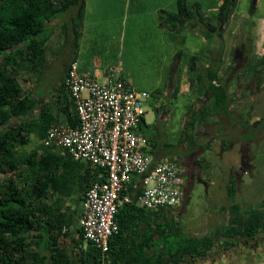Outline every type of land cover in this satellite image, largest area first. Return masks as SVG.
I'll return each instance as SVG.
<instances>
[{"label":"trees","instance_id":"16d2710c","mask_svg":"<svg viewBox=\"0 0 264 264\" xmlns=\"http://www.w3.org/2000/svg\"><path fill=\"white\" fill-rule=\"evenodd\" d=\"M184 1L178 0L179 11L169 16L168 26L173 27L172 32L188 27L200 29L205 37L219 29L222 34L223 23L238 4V0H222L218 14L212 16L199 6L187 9ZM74 9L61 31L77 54L85 0H0V264H195L234 246L225 234L234 238L243 232L252 237L264 228V216L249 213L248 218L230 223L225 234L220 230L215 236L187 238L180 230L167 232L168 225L159 223L170 210L147 211L134 204H122L116 216L119 233L111 238L107 256L102 259L96 248L85 244L78 225L80 216L65 206L76 191L73 172L84 162H75L68 151L46 145L51 126L62 122L78 125L74 102L65 78L52 93H37L48 66L47 45L52 36L49 24ZM161 25L167 27L166 23ZM197 62L196 57L191 59L187 75V96L196 95L187 105L183 126L185 136L191 139L189 145L195 142L191 132L196 123L205 125L214 112L227 111L232 100L230 86L221 80L218 68L199 72ZM256 63L245 68L244 84L239 77V85L249 86L260 80L257 76L263 72L264 60ZM250 72L255 78L249 81L246 75ZM121 77L130 84L123 74ZM180 91H174V96ZM204 98L208 108L203 105ZM154 131L155 127L143 119L139 134L154 146L155 154L160 146L155 143L158 136ZM34 138L38 143L28 150ZM169 148L166 144L165 149ZM90 172L91 167L86 173ZM89 177L82 180L84 184ZM98 177L99 172L94 171V181ZM136 193L135 189L131 196Z\"/></svg>","mask_w":264,"mask_h":264},{"label":"rangeland","instance_id":"374dc122","mask_svg":"<svg viewBox=\"0 0 264 264\" xmlns=\"http://www.w3.org/2000/svg\"><path fill=\"white\" fill-rule=\"evenodd\" d=\"M184 2L187 9L199 6L212 16L222 5V0ZM75 11L61 14L49 24V63L37 88L41 95L59 86L64 77V60L74 54L61 28ZM178 11V0H85L77 57L81 66L89 69L87 72L94 65L101 72L121 69L128 83L150 94L143 105L145 120L155 127L154 135L167 143L171 152L183 140L187 105L196 99L195 94L181 96L182 90L174 96L179 86L189 89L191 59L197 58L199 72L215 67L220 77H226L232 97L228 110L214 112L205 125L196 123L191 132L208 147L202 156L204 183H195L182 208L170 210L159 221L168 225L167 232L176 229L187 238L202 239L220 230L225 234L230 223L248 218L249 213L264 216V67L257 83L238 86L236 82L240 77L244 84L245 68L264 60V0H238L232 16L221 27L222 34L219 29L209 37L189 27L172 32L169 16ZM202 61L207 63L201 65ZM246 76L249 81L255 78L252 72ZM203 103L209 107L206 98ZM258 121L259 125H255ZM37 143L34 138L27 149ZM232 174H239L241 179L240 183L233 182V188L229 182ZM225 235L230 239L229 233ZM225 263L224 256L216 255L195 262Z\"/></svg>","mask_w":264,"mask_h":264},{"label":"built area","instance_id":"2783aa9c","mask_svg":"<svg viewBox=\"0 0 264 264\" xmlns=\"http://www.w3.org/2000/svg\"><path fill=\"white\" fill-rule=\"evenodd\" d=\"M121 75V69L110 68L101 77L81 76L78 62H71L65 86L78 125L62 122L47 131V146L68 151L75 162H87L100 171V179L86 190L78 225L85 242L102 259L110 250L111 238L119 233L116 216L122 204L148 211L183 205L182 170L176 159L157 158L139 134L146 115L143 105L150 94L127 85ZM134 176L139 178L134 186L137 193L122 196Z\"/></svg>","mask_w":264,"mask_h":264},{"label":"flooded vegetation","instance_id":"af4514ba","mask_svg":"<svg viewBox=\"0 0 264 264\" xmlns=\"http://www.w3.org/2000/svg\"><path fill=\"white\" fill-rule=\"evenodd\" d=\"M66 70L65 67L64 71L66 72ZM183 136V140L179 141L176 148L174 150L172 149V152L170 150L168 155L171 154V156L176 159L182 170L184 203L185 197L191 192L195 183H204L201 179V175H203L202 156L208 147L204 146L203 143H199L195 136V142L189 145L188 142L190 139L185 136V134ZM229 182L232 184L231 188H233V182L236 184L240 183L241 179L239 174H232V178H229ZM171 211L174 212L176 209ZM230 239L234 241V246L220 252L218 255L212 254L209 257L215 255L217 257L224 256L226 261L225 264H264V228L256 231L252 237L242 232Z\"/></svg>","mask_w":264,"mask_h":264},{"label":"crops","instance_id":"0c3cea01","mask_svg":"<svg viewBox=\"0 0 264 264\" xmlns=\"http://www.w3.org/2000/svg\"><path fill=\"white\" fill-rule=\"evenodd\" d=\"M73 47V49L75 50L76 48L74 47V46H72ZM78 50H77V54L78 55H80V44L78 45V48H77ZM75 52H74V54L70 57V58H68V59H65L64 60V63H63V70H64V68L66 67V69H67V67H68V64L70 65L71 64V62H78V73H79V75H81V76H83V75H87V76H95L96 74L97 75H99V77H101L106 71L104 70L103 72H101L98 68H97V66L98 65H94V68H93V70L91 71V72H87V70H89L88 68H86V67H82L81 66V63H79V60H78V57H77V59L75 60V61H73V57L75 56ZM76 54V55H77ZM48 60V59H47ZM207 61H209V60H207ZM207 61H202L201 62V65H204V64H206L207 63ZM48 63H49V61H48ZM221 63V60H219V64ZM198 64V63H197ZM200 64V63H199ZM211 64H213V62L211 63ZM214 64H216V63H214ZM213 64V65H214ZM213 69H215V67L214 68H207V69H204V73H207L208 71H210V70H213ZM98 70V71H97ZM198 70L200 71V69H199V66H198ZM66 72H67V70H66ZM65 71H64V77L63 78H65V73H66ZM188 75V74H187ZM220 77V76H219ZM221 78V80L222 79H224L223 81L226 83L227 82V79H226V77L224 78V76H221L220 77ZM238 78H236V82H237V84H238ZM227 84L229 85V82H227ZM182 85V84H181ZM230 86V85H229ZM238 86H241V85H239L238 84ZM183 87V86H182ZM182 87L180 86V90H182L183 91V95H181V96H186V94H187V91L189 90V89H182ZM185 88V87H184ZM156 144H159V148L158 149H155V156L157 157V158H159V159H164V158H174L173 156H171V154L170 155H168L169 153V149H165V145L167 144V143H162V141H161V138L158 136L157 138H156V142H155ZM150 144V147H151V152H153L154 151V146L151 144V143H149ZM89 167H91L92 168V172H90L89 174H87L86 173V171H87V169L89 168ZM94 170V168H93V166L90 164H88L87 162H84L81 166H79L76 170H75V172H73V176H74V178H75V181L73 182V186L75 187V189H76V191L74 192V195L71 197V198H69L66 202H65V206L67 207V208H71V209H73V210H76V212H77V214L80 216V214H81V208H82V202H83V200H84V197H85V194H84V192L87 190V188L89 187L88 185L90 184V183H92L95 179H94V171H97V172H99V174H100V171L98 170V169H96L95 168V170ZM86 175L87 176H90L87 180L88 181H84L85 182V184L83 183V179L84 178H86ZM98 179H100V176L98 177ZM138 183H139V178L138 177H136V176H134L133 177V180H132V182H130L127 186H126V191H127V193H126V195H132L131 193H132V191H134L135 190V188H134V186L136 185H138ZM132 184H134V185H132ZM133 186V190H130L131 188H130V186ZM81 188V189H80ZM130 188V189H129ZM124 190V191H125ZM129 190L131 191L130 193H129ZM82 191V192H81ZM123 193V192H122ZM140 207V206H139ZM148 211V210H147ZM86 244V243H85Z\"/></svg>","mask_w":264,"mask_h":264},{"label":"clouds","instance_id":"9594fccd","mask_svg":"<svg viewBox=\"0 0 264 264\" xmlns=\"http://www.w3.org/2000/svg\"><path fill=\"white\" fill-rule=\"evenodd\" d=\"M63 150V149H62ZM176 210H178V209H176ZM85 241V240H84ZM86 243V242H85ZM86 245H87V243H86Z\"/></svg>","mask_w":264,"mask_h":264}]
</instances>
